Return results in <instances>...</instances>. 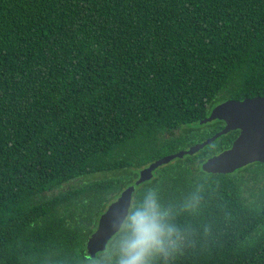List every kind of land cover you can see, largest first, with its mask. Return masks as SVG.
<instances>
[{
  "label": "trees",
  "instance_id": "trees-1",
  "mask_svg": "<svg viewBox=\"0 0 264 264\" xmlns=\"http://www.w3.org/2000/svg\"><path fill=\"white\" fill-rule=\"evenodd\" d=\"M256 96L264 0H0V264H264V163L202 170L236 130L158 167L107 248H86L143 167Z\"/></svg>",
  "mask_w": 264,
  "mask_h": 264
},
{
  "label": "water",
  "instance_id": "water-1",
  "mask_svg": "<svg viewBox=\"0 0 264 264\" xmlns=\"http://www.w3.org/2000/svg\"><path fill=\"white\" fill-rule=\"evenodd\" d=\"M216 119L225 122L222 129L187 149L164 155L143 167L133 184L125 187L120 195L109 203L98 219L96 229L90 234L86 248L91 256L104 251L110 240L121 230L131 209L133 194L143 182L154 176L155 170L176 158L194 154L214 142L220 136L240 130L229 148L208 157L202 163V170L209 173H232L250 163H264V96L244 99H227L213 107L210 114L200 123Z\"/></svg>",
  "mask_w": 264,
  "mask_h": 264
},
{
  "label": "rangeland",
  "instance_id": "rangeland-1",
  "mask_svg": "<svg viewBox=\"0 0 264 264\" xmlns=\"http://www.w3.org/2000/svg\"><path fill=\"white\" fill-rule=\"evenodd\" d=\"M191 146V145H190ZM189 146V147H190ZM187 149V148H186ZM110 172V171H109ZM97 174H93L92 175H88L87 177H85V179H80L79 181H77L76 183L74 184H77L78 183V186H88V183H91L92 181H95L97 179H103L105 177H108L110 176V173L108 172H105V171H99V172H96ZM112 174V173H111ZM76 181V180H75ZM74 182V181H73ZM71 184H67L64 186V189L65 188H69Z\"/></svg>",
  "mask_w": 264,
  "mask_h": 264
},
{
  "label": "flooded vegetation",
  "instance_id": "flooded-vegetation-1",
  "mask_svg": "<svg viewBox=\"0 0 264 264\" xmlns=\"http://www.w3.org/2000/svg\"><path fill=\"white\" fill-rule=\"evenodd\" d=\"M223 122H224V121H223ZM224 125H225V122H224ZM224 125H223V127H224ZM223 127H222V128H223ZM236 131H238V133H237V135H236V137H237L238 134H239V132H240V130H236ZM236 137H235V138H236ZM235 138H234V139H235ZM234 139H233V141H234ZM233 141H232V142H233ZM231 145H232V143H231ZM231 145H230V146H231ZM230 146H229V147H230ZM229 147H227V148H229ZM225 149H226V148H225ZM223 150H224V149H223ZM223 150H221V151H223ZM221 151H219V152H217V153H215V154H218V153H220ZM213 155H214V154H213ZM211 156H212V155H211ZM206 159H207V158H206ZM235 171H236V170H235ZM232 173H233V172H232Z\"/></svg>",
  "mask_w": 264,
  "mask_h": 264
}]
</instances>
